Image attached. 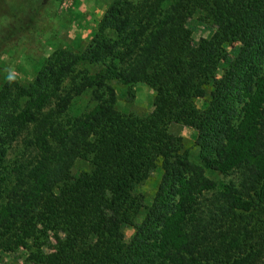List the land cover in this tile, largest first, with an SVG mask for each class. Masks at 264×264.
I'll return each instance as SVG.
<instances>
[{
  "label": "trees",
  "instance_id": "obj_1",
  "mask_svg": "<svg viewBox=\"0 0 264 264\" xmlns=\"http://www.w3.org/2000/svg\"><path fill=\"white\" fill-rule=\"evenodd\" d=\"M8 1L0 25H20L0 55L32 40L23 18L50 14L45 0ZM193 17L209 37L193 40ZM36 62L25 83L0 70V253L25 250L24 264H264V0H112L82 49ZM112 81L130 97L148 85L151 113L119 110ZM87 91L91 106L68 113ZM171 123L192 130L198 162ZM77 159L88 168L75 174ZM233 170L236 185L207 174Z\"/></svg>",
  "mask_w": 264,
  "mask_h": 264
},
{
  "label": "rangeland",
  "instance_id": "obj_2",
  "mask_svg": "<svg viewBox=\"0 0 264 264\" xmlns=\"http://www.w3.org/2000/svg\"><path fill=\"white\" fill-rule=\"evenodd\" d=\"M111 1L112 0H55L51 2V0H45V4L48 5V11L50 12L49 18L43 19L41 15L36 16L33 19L35 22L32 24L31 20L27 22L23 18V23H21V25L24 27L27 25L26 29L28 30V35L31 34L29 37H32V40H25L18 44L8 46L5 53L0 55V70L7 75L11 72L21 83H25L32 79L34 67L37 63L36 61H42V59L49 56L55 48L64 46L74 50L82 49L92 38L95 26ZM8 2L9 4L17 3V0H9ZM7 7L10 9L4 12V14L0 11V23L11 18V4ZM5 9L7 8L5 7ZM36 21H38V24ZM14 25H20V22L8 20L5 26L0 25V43L8 38L9 34L7 32L10 28H13ZM188 25L192 30V37L195 42L202 37H209L213 32L212 26L208 23H204L197 17L191 18L188 21ZM44 27L46 28L42 34ZM37 36L40 37L39 41H42L40 47L38 42H36ZM111 83L115 86L117 91V108L119 110L123 112H132L140 116H147L151 113V102L154 92L148 85L141 82L136 83L133 86L134 95L130 97L125 85L117 81H112ZM91 104L92 99L90 91L84 92L72 100L68 108V113L72 115L78 114L91 106ZM169 128L172 132L184 137L186 145L189 147L190 158L198 162V148L193 146L192 130L176 123H171ZM21 147L22 144L19 141L14 142L8 150V157H13L16 151ZM87 168L88 163L86 161L77 159L72 167V172L77 174ZM207 174L214 180H223L235 185L240 177L238 170H233L227 174L207 171ZM156 181L157 175L154 173L140 187L141 193L150 196ZM204 197L210 198L211 196L208 194ZM203 202L205 204L204 207H206L210 201L203 199ZM123 233L125 240L128 241L133 233V228L131 226H125L123 228ZM25 256V250H18L12 253H0V264H24Z\"/></svg>",
  "mask_w": 264,
  "mask_h": 264
},
{
  "label": "clouds",
  "instance_id": "obj_3",
  "mask_svg": "<svg viewBox=\"0 0 264 264\" xmlns=\"http://www.w3.org/2000/svg\"><path fill=\"white\" fill-rule=\"evenodd\" d=\"M7 79H8V81H9L10 83H12V82L15 81L16 78H15L14 75H12L11 72H9Z\"/></svg>",
  "mask_w": 264,
  "mask_h": 264
}]
</instances>
